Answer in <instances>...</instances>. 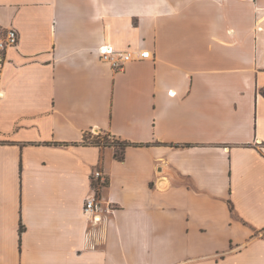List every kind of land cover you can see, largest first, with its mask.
<instances>
[{"label": "crops", "instance_id": "obj_1", "mask_svg": "<svg viewBox=\"0 0 264 264\" xmlns=\"http://www.w3.org/2000/svg\"><path fill=\"white\" fill-rule=\"evenodd\" d=\"M12 28L0 264H264V0H0ZM105 43L153 58L116 71Z\"/></svg>", "mask_w": 264, "mask_h": 264}, {"label": "built area", "instance_id": "obj_2", "mask_svg": "<svg viewBox=\"0 0 264 264\" xmlns=\"http://www.w3.org/2000/svg\"><path fill=\"white\" fill-rule=\"evenodd\" d=\"M19 43V33L16 29H9L6 36L0 38V62L2 53L9 47H16ZM99 55L102 60L111 64L114 70L122 71L125 67L138 60L152 59L153 54L150 50L132 51L117 50L111 44L105 43L98 48ZM171 95H174L171 93ZM92 136H98L101 132H91ZM94 190L85 200L83 215L88 222H102L105 220L104 215L111 210L107 204L99 196V191L107 183V178L101 169H97L92 174Z\"/></svg>", "mask_w": 264, "mask_h": 264}, {"label": "trees", "instance_id": "obj_3", "mask_svg": "<svg viewBox=\"0 0 264 264\" xmlns=\"http://www.w3.org/2000/svg\"><path fill=\"white\" fill-rule=\"evenodd\" d=\"M84 143L87 145H93L98 147H114L115 148V157L119 161L125 160L126 149L127 147L133 145L127 141H121L111 134H105L102 136L101 134L98 136H92V134H86L84 138ZM23 228L21 227L20 233L22 234Z\"/></svg>", "mask_w": 264, "mask_h": 264}, {"label": "rangeland", "instance_id": "obj_4", "mask_svg": "<svg viewBox=\"0 0 264 264\" xmlns=\"http://www.w3.org/2000/svg\"><path fill=\"white\" fill-rule=\"evenodd\" d=\"M102 134V133H101ZM102 136H105V134H102Z\"/></svg>", "mask_w": 264, "mask_h": 264}]
</instances>
